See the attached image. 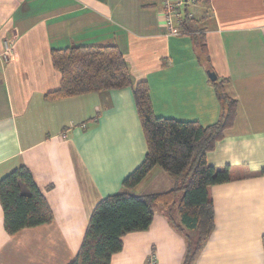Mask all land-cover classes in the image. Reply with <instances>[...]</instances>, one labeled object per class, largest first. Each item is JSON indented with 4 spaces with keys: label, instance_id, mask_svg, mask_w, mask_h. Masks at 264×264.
I'll return each instance as SVG.
<instances>
[{
    "label": "crops",
    "instance_id": "crops-1",
    "mask_svg": "<svg viewBox=\"0 0 264 264\" xmlns=\"http://www.w3.org/2000/svg\"><path fill=\"white\" fill-rule=\"evenodd\" d=\"M195 10L206 16L214 70L238 101L207 160L238 178L210 186L215 227L192 264H264V0H210ZM106 44L121 48L134 81L148 82L156 115L204 126L221 115L191 35L169 33L162 0H0V178L26 164L54 213L51 223L10 235L0 203V264L71 262L96 204L145 158L132 88L46 97L62 81L52 48ZM173 185L155 166L133 191ZM123 243L111 264H147L152 252L158 264H182L187 249L160 205L150 228L127 233Z\"/></svg>",
    "mask_w": 264,
    "mask_h": 264
},
{
    "label": "trees",
    "instance_id": "trees-1",
    "mask_svg": "<svg viewBox=\"0 0 264 264\" xmlns=\"http://www.w3.org/2000/svg\"><path fill=\"white\" fill-rule=\"evenodd\" d=\"M198 3L208 7L210 0H198ZM205 17L186 14L180 26L184 34L191 35L198 60L208 71H215L203 26ZM51 56L62 81L57 89L46 93L48 99L130 87L147 143L143 162L124 178L121 189L103 197L94 207L82 245L68 264H111L113 255L123 249V237L127 233L150 228L157 205L167 211L173 226L184 233L187 249L182 264H192L215 227L210 186L238 178L229 165L216 167L207 160V153L224 137L237 116L238 101L226 91L229 79L210 77L221 101V115L204 126L196 120L156 115L148 82L134 81L117 44L52 48ZM155 166H160L173 179V187L164 192L135 193L133 189ZM0 203L5 229L10 235L54 219L45 194L26 164L0 178Z\"/></svg>",
    "mask_w": 264,
    "mask_h": 264
},
{
    "label": "built area",
    "instance_id": "built-area-1",
    "mask_svg": "<svg viewBox=\"0 0 264 264\" xmlns=\"http://www.w3.org/2000/svg\"><path fill=\"white\" fill-rule=\"evenodd\" d=\"M198 4V0H162L163 21L169 33L174 35L184 34L180 23L186 14L190 17H200L195 10V6ZM5 46L4 54L8 59H11L14 55L12 52V45L10 42H6ZM147 264H158L156 253H150Z\"/></svg>",
    "mask_w": 264,
    "mask_h": 264
},
{
    "label": "water",
    "instance_id": "water-1",
    "mask_svg": "<svg viewBox=\"0 0 264 264\" xmlns=\"http://www.w3.org/2000/svg\"><path fill=\"white\" fill-rule=\"evenodd\" d=\"M208 73H209V76H210L212 79H216V78H217V74H216L215 71H213V70H209Z\"/></svg>",
    "mask_w": 264,
    "mask_h": 264
}]
</instances>
